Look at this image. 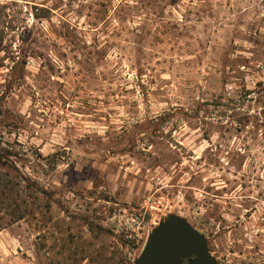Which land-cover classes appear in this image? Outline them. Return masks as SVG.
<instances>
[{
	"label": "rangeland",
	"instance_id": "1",
	"mask_svg": "<svg viewBox=\"0 0 264 264\" xmlns=\"http://www.w3.org/2000/svg\"><path fill=\"white\" fill-rule=\"evenodd\" d=\"M0 143L44 192L9 177L0 264H132L170 215L264 264V0H0Z\"/></svg>",
	"mask_w": 264,
	"mask_h": 264
},
{
	"label": "water",
	"instance_id": "2",
	"mask_svg": "<svg viewBox=\"0 0 264 264\" xmlns=\"http://www.w3.org/2000/svg\"><path fill=\"white\" fill-rule=\"evenodd\" d=\"M218 264L206 239L181 217L170 215L148 234L132 264Z\"/></svg>",
	"mask_w": 264,
	"mask_h": 264
},
{
	"label": "trees",
	"instance_id": "3",
	"mask_svg": "<svg viewBox=\"0 0 264 264\" xmlns=\"http://www.w3.org/2000/svg\"><path fill=\"white\" fill-rule=\"evenodd\" d=\"M2 144L0 143V197H3V199H8L10 198L9 194H11V185H12V178H17L20 179V183H24L25 187L27 189H32L35 192L44 194V192H41L37 187L34 185L29 184V182L22 177V175L18 172V169L15 166V163H13L10 160V153L1 146ZM10 172H15L14 175H12ZM11 177V179H9ZM17 195L14 196L13 203L15 207V213H12L11 216L13 217L14 221L22 220L25 216V209L22 211H16L19 210V207H21L23 201L21 204H17ZM12 200V199H11ZM4 202V201H3ZM49 204L45 203L44 209H48ZM186 262V261H185Z\"/></svg>",
	"mask_w": 264,
	"mask_h": 264
}]
</instances>
